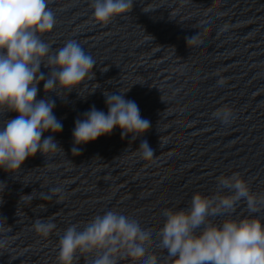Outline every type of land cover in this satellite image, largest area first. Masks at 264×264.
Instances as JSON below:
<instances>
[{"label":"clouds","instance_id":"obj_1","mask_svg":"<svg viewBox=\"0 0 264 264\" xmlns=\"http://www.w3.org/2000/svg\"><path fill=\"white\" fill-rule=\"evenodd\" d=\"M53 0H0V112L17 113L0 126V169L18 175L24 162L40 153L63 151L55 140L63 124L54 114L56 102L47 98L55 93L59 98L77 89L95 76L96 64L76 40H69L55 51L42 37L51 33L56 16L49 7ZM93 19L108 24L117 16L129 13L133 0H91ZM226 23L220 32L227 31ZM187 45L202 44L198 33L186 38ZM48 69L47 74L41 66ZM43 82L45 98L37 99ZM226 78L217 84L223 86ZM126 92L105 95L107 113L92 106L75 121L72 132V155L79 156L80 145L111 135L119 128L121 138L134 141L151 128V122L140 114L135 101L125 98ZM213 117L229 125L234 119L227 105L213 112ZM48 132L52 135L44 136ZM43 137V139H42ZM142 160L153 161L155 156L147 140L137 148ZM6 184L0 182V192ZM28 201L39 198L49 201L63 199V188L55 186L38 195H25ZM243 201L249 216L233 219L236 206ZM43 207V205L41 206ZM264 211V193H254L239 173L217 178L211 195L196 193L190 207L164 212L165 223L158 233L141 227L140 223L117 211L109 210L95 216L83 228L69 226L58 242L59 264H74L79 256L91 258V264H159L157 255L149 249L166 252L170 264H264V223L259 213ZM257 214V215H251ZM222 218L220 223L213 222ZM33 228L47 237L56 228L51 220L37 219ZM0 223V233L7 232ZM8 241L0 239V248Z\"/></svg>","mask_w":264,"mask_h":264}]
</instances>
